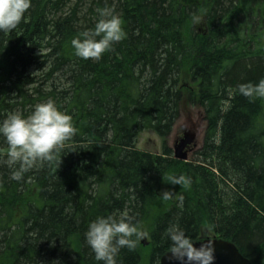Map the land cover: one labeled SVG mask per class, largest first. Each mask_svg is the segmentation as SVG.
Returning <instances> with one entry per match:
<instances>
[{"label": "trees", "instance_id": "obj_1", "mask_svg": "<svg viewBox=\"0 0 264 264\" xmlns=\"http://www.w3.org/2000/svg\"><path fill=\"white\" fill-rule=\"evenodd\" d=\"M102 7L126 36L83 60L71 40ZM261 78L264 0H31L0 32V119L52 99L77 132L58 168L45 162L15 181L0 163V264H97L88 223L125 210L149 236L121 249L118 264H158L173 223L264 264V98L238 93ZM187 106L206 124L195 160L181 161L164 139ZM144 131L162 138L160 153L136 147ZM173 175L185 182L171 187Z\"/></svg>", "mask_w": 264, "mask_h": 264}, {"label": "clouds", "instance_id": "obj_2", "mask_svg": "<svg viewBox=\"0 0 264 264\" xmlns=\"http://www.w3.org/2000/svg\"><path fill=\"white\" fill-rule=\"evenodd\" d=\"M30 7L31 0H0V32L14 30ZM96 12L98 18L94 26L80 31L71 40L75 55L83 60L99 61L105 52L126 36L121 18L113 8H97ZM238 93L250 101L264 98V78L254 84H239ZM76 132L72 116L61 110L52 99L37 103L28 114L10 112L0 119V140L5 145L0 152V163L7 166L10 178L15 181H21L26 173L45 162L56 161L58 168L60 153ZM168 182L181 185L185 178L173 175L168 177ZM160 194L164 200L175 195L171 189ZM177 198L183 201V196ZM210 231V228L205 229V232ZM148 236L135 214L128 210L98 215L88 223L84 233L85 242L97 264H118L121 249L134 250ZM163 236L168 242L164 255L169 264H215L214 239L204 236L194 240L178 223L169 225Z\"/></svg>", "mask_w": 264, "mask_h": 264}, {"label": "rangeland", "instance_id": "obj_3", "mask_svg": "<svg viewBox=\"0 0 264 264\" xmlns=\"http://www.w3.org/2000/svg\"><path fill=\"white\" fill-rule=\"evenodd\" d=\"M205 124L206 123L202 115V110L199 107H184L179 112L171 132L164 139L166 145L169 146L173 151L175 142L179 141L184 133L191 134L193 136V141L188 148L189 152L187 161L195 160V152H197L202 146ZM162 142V138L157 136L152 131H144L139 135L136 142V147L141 150L158 154L161 152ZM169 184L171 187H173V184L170 182ZM143 242L145 243L143 246H146L147 239H144ZM141 264L147 263L145 260H142Z\"/></svg>", "mask_w": 264, "mask_h": 264}, {"label": "water", "instance_id": "obj_4", "mask_svg": "<svg viewBox=\"0 0 264 264\" xmlns=\"http://www.w3.org/2000/svg\"><path fill=\"white\" fill-rule=\"evenodd\" d=\"M193 141V136L188 133H184L182 138L174 145L173 156L174 158L187 161L189 145ZM214 239L216 261L215 264H252L250 260L244 257L234 243L222 239L212 237ZM198 243V242H197ZM145 244V243H144ZM169 264L167 257L163 254L158 264Z\"/></svg>", "mask_w": 264, "mask_h": 264}]
</instances>
